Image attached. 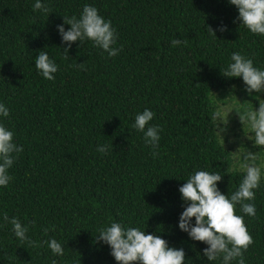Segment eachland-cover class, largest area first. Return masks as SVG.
Here are the masks:
<instances>
[{
    "label": "trees",
    "instance_id": "obj_1",
    "mask_svg": "<svg viewBox=\"0 0 264 264\" xmlns=\"http://www.w3.org/2000/svg\"><path fill=\"white\" fill-rule=\"evenodd\" d=\"M263 110L264 0H0V264H264Z\"/></svg>",
    "mask_w": 264,
    "mask_h": 264
},
{
    "label": "rangeland",
    "instance_id": "obj_2",
    "mask_svg": "<svg viewBox=\"0 0 264 264\" xmlns=\"http://www.w3.org/2000/svg\"><path fill=\"white\" fill-rule=\"evenodd\" d=\"M251 85H252L253 87H255L257 84L253 82V84H251ZM259 108H261V107L258 106L257 109H259ZM222 110L224 111V113H225L226 115L233 113V111L230 110V106H229V105H223V106H222ZM262 115H264V110L262 111ZM259 117L262 118V119H264V117H261V116H259ZM232 133H236V132H233V131H232V132L229 133V134H232ZM229 134H228V135H229ZM246 135H248V134H246ZM229 137H230V139H235L234 135H230Z\"/></svg>",
    "mask_w": 264,
    "mask_h": 264
}]
</instances>
